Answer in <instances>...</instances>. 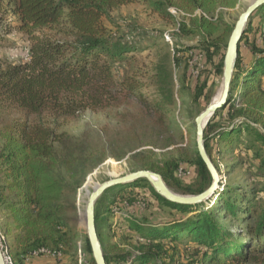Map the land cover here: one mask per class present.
Here are the masks:
<instances>
[{"label":"trees","instance_id":"1","mask_svg":"<svg viewBox=\"0 0 264 264\" xmlns=\"http://www.w3.org/2000/svg\"><path fill=\"white\" fill-rule=\"evenodd\" d=\"M132 2L175 23L174 35L198 37V44L174 38L172 53L145 68L136 54L144 49L141 42L126 40L111 17ZM239 2L0 0V48L12 30L28 41L23 60L0 58V109L11 116L0 128V230L11 237L14 264H25L41 249L59 253L53 257L58 261L73 256L78 233L65 216V196L75 194L108 154L125 158L130 172L160 174L177 193L199 194L210 185L189 126H182L184 136L170 114L178 106L177 119L190 120L195 129L214 81L222 78L235 24L225 20V11ZM196 55L202 62H192ZM184 60L196 75L192 80L185 70L177 86L173 66ZM87 110L111 112L118 125L102 127L100 148L63 130ZM203 137L217 171L231 151L248 167L250 181L230 183L224 176L214 197L196 205L167 201L145 178L105 190L94 219L106 264H264V3L249 16L227 102ZM169 148L172 156L158 160L155 150ZM186 166L195 171L193 184L179 178ZM115 211L116 222H109ZM83 250L95 264L87 237Z\"/></svg>","mask_w":264,"mask_h":264},{"label":"rangeland","instance_id":"2","mask_svg":"<svg viewBox=\"0 0 264 264\" xmlns=\"http://www.w3.org/2000/svg\"><path fill=\"white\" fill-rule=\"evenodd\" d=\"M250 1L251 0H240L237 7H235L234 9L226 10L225 20L230 23H235L240 13L246 8ZM111 17L115 19L120 26H122L123 32H125L126 40H139L141 42V45L144 47V49H142L141 52H137L136 54L139 57V60L144 63L145 68H148L152 63H154L160 55L166 52L172 53L174 38L180 44L185 46H195L199 42L198 37L174 35L176 29L175 23L163 18L162 16L158 15L156 12H153L151 9H149L140 2H132L120 6L117 10L111 13ZM129 26L134 27L129 30ZM113 29L114 27H112V30ZM27 42V36L24 33L12 30L9 34L4 37L3 41L1 42L2 47L0 48V58L6 59L9 62H18L23 60L26 55L25 49ZM185 62L186 61L184 60L179 66H173L174 79L176 82L181 79L183 72L187 70ZM192 62H202V58L196 55L194 56ZM194 73L196 72L188 66L187 75L190 77V79L192 78L191 75L193 76ZM192 80L194 79L192 78ZM211 80L214 81L215 78H211ZM215 81V85L212 86L211 90L209 91V94L211 96L210 102L219 93L221 88V79L218 80V82ZM178 85L179 84L177 82V86ZM179 110L180 108L176 106L175 111L170 114V118L174 121V123H176V126L180 127V131H182L184 136L186 135V133L183 130L182 126H189L191 132V145L193 147L195 145L196 140L194 126L191 125L190 120L186 121L185 124H183L180 122L179 119H177V112ZM8 119H11V116L8 117L7 114L2 109H0V128L1 126L5 125ZM107 125L118 126L115 120L112 118L111 112L94 113L87 110L84 111L78 118L67 121L63 125V130L66 131L68 134L80 140H83L85 143H88L90 145L97 144L100 148L101 146L105 145L102 127ZM155 151L156 153H158V160H164L165 158H169L172 156V154H170V148L166 150ZM228 152L229 153L222 156L221 161L218 163V167L220 168V170H218L220 176L223 179L225 176L227 181H229L230 183L240 182L242 184H247L250 181L249 173L247 170L248 167L246 168L244 163H237L235 161L236 155L230 153L231 151ZM214 154L215 153H213V157L215 156ZM235 162V167L230 170H226V165ZM128 172H130V170L127 167V162L125 158L122 160H117L116 158L108 154L105 160L89 173L92 174V176L91 178H89L88 184L93 185V182L101 183L109 176H121ZM179 178L184 183L193 184L196 181V174L194 169L187 167L186 170H182V172H180ZM81 187L82 185L76 190L75 194L67 193L65 196L67 203L69 205H74V209L68 205L65 212V216L67 217L68 223L71 228L78 233L73 256L67 255L69 256L67 257L69 259L66 258L65 262H63V260L58 261L54 260L53 258L51 259V257L36 256L27 260L25 264H77L78 248L80 246V249L84 251V239L86 237V233L82 229L78 214V208L82 207L83 202L81 201V206H77V197L79 189ZM140 191L142 190L140 189ZM83 193L84 191L81 192L82 196ZM82 196L80 199H85ZM136 212L138 211H133L132 213ZM115 220H117V216H109V222L115 223ZM232 227L236 229L238 227L237 223H233ZM7 240L8 242H11L10 235H7ZM115 240V238L112 239V241ZM11 253L13 257L15 255V249L13 247H11ZM90 257L91 255L89 253H86L83 260H85L89 264L88 260H90ZM14 261L12 260V264H14Z\"/></svg>","mask_w":264,"mask_h":264},{"label":"water","instance_id":"3","mask_svg":"<svg viewBox=\"0 0 264 264\" xmlns=\"http://www.w3.org/2000/svg\"><path fill=\"white\" fill-rule=\"evenodd\" d=\"M264 3V0H251L246 8L240 13L237 20L235 21L234 28L230 34L225 56L223 62V72L221 78V88L218 94V98L211 101L195 118V134H196V148L203 160L211 177L210 185L199 194H181L170 189L164 182L160 174L149 171V170H137L129 172L121 176H109V179L101 183L93 182V185H89L88 181L92 174L86 177V181L82 185L84 191L83 197L84 205L82 214L79 215L82 229L86 233L88 239L91 254L95 264H106L104 254L100 241L98 239L95 219H94V206L99 196L107 189L116 186L132 183L140 178H145L154 191L162 196L169 202L180 204V205H196L199 203H207L213 197L215 192L218 190L222 177L214 166L212 160L206 152L204 146V128L208 123L209 119L215 113V111L223 107L229 95L230 83L232 80V74L234 70L235 61L239 52V43L244 32L245 26L249 19V16L254 10ZM89 187L91 189H89ZM0 264H5V260L0 247Z\"/></svg>","mask_w":264,"mask_h":264},{"label":"built area","instance_id":"4","mask_svg":"<svg viewBox=\"0 0 264 264\" xmlns=\"http://www.w3.org/2000/svg\"><path fill=\"white\" fill-rule=\"evenodd\" d=\"M180 172H182V170L179 171V174ZM83 191L82 190V187L79 189V193H78V197H77V206H81V201L83 202V205H84V199L81 200V192ZM83 197V196H82ZM83 205L81 208H78V214L81 215L82 214V211H83ZM119 214L118 211H115L114 212V215L117 216ZM116 221V220H115ZM0 247L2 249V254H3V257H4V260H5V264H12V257H11V254L9 252V249H8V244H7V240H6V237L5 235L3 234V232L0 230ZM38 254H44L46 256H50V257H56V256H60L59 253H55V252H51L49 250H45V249H41L39 250L38 252H36L34 255L35 256H38ZM85 257V253L82 252V250L80 249V246L78 248V264H88L85 260H83V258Z\"/></svg>","mask_w":264,"mask_h":264},{"label":"bare ground","instance_id":"5","mask_svg":"<svg viewBox=\"0 0 264 264\" xmlns=\"http://www.w3.org/2000/svg\"><path fill=\"white\" fill-rule=\"evenodd\" d=\"M219 94V93H218ZM218 94L212 99V101L214 100H216L217 98H218Z\"/></svg>","mask_w":264,"mask_h":264}]
</instances>
